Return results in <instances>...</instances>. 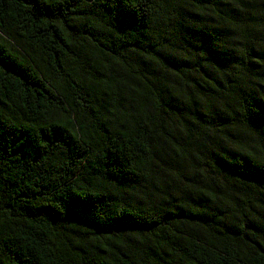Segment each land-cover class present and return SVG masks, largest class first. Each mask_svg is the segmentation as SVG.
I'll return each mask as SVG.
<instances>
[{
	"label": "trees",
	"instance_id": "16d2710c",
	"mask_svg": "<svg viewBox=\"0 0 264 264\" xmlns=\"http://www.w3.org/2000/svg\"><path fill=\"white\" fill-rule=\"evenodd\" d=\"M0 264H264V0H0Z\"/></svg>",
	"mask_w": 264,
	"mask_h": 264
}]
</instances>
